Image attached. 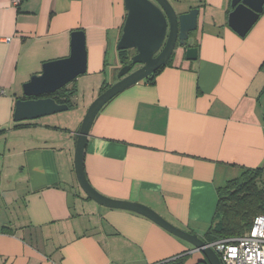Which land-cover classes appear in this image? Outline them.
Segmentation results:
<instances>
[{
  "label": "crops",
  "instance_id": "1",
  "mask_svg": "<svg viewBox=\"0 0 264 264\" xmlns=\"http://www.w3.org/2000/svg\"><path fill=\"white\" fill-rule=\"evenodd\" d=\"M168 1L177 14L200 9L190 39L197 60L180 49L154 83L112 99L90 130L84 169L100 194L145 205L205 240L218 189L264 168V13L240 37L228 26L231 0ZM126 15L124 0H0V264L202 259L146 217L87 198L74 168L81 120L72 128L58 119L14 121L24 84L70 55L74 31L85 33L87 73L72 82L69 111L82 97L86 112L118 81Z\"/></svg>",
  "mask_w": 264,
  "mask_h": 264
},
{
  "label": "water",
  "instance_id": "2",
  "mask_svg": "<svg viewBox=\"0 0 264 264\" xmlns=\"http://www.w3.org/2000/svg\"><path fill=\"white\" fill-rule=\"evenodd\" d=\"M124 4L127 15L117 50L133 51V55L129 64L119 69L118 81L90 105L75 133L74 168L77 181L87 198L100 206L139 214L190 244L193 247L192 254L199 253L202 257L196 264H222L210 244L197 234L179 229L145 205L117 201L100 194L91 186L85 174V147L93 123L102 109L116 96L145 81L165 66L175 51L177 41L179 47L185 49L187 61H195L198 57V49L190 47L188 40L190 34L198 30L200 9L177 14L168 0H124ZM231 7L228 26L240 37H245L264 13V0H231ZM70 48L67 58L45 63L41 73L32 76L30 81L24 84L26 100L16 102L15 122L34 121L69 111V106L45 96L58 92L87 73L86 37L83 31L71 33ZM137 66L139 68L135 69Z\"/></svg>",
  "mask_w": 264,
  "mask_h": 264
},
{
  "label": "trees",
  "instance_id": "3",
  "mask_svg": "<svg viewBox=\"0 0 264 264\" xmlns=\"http://www.w3.org/2000/svg\"><path fill=\"white\" fill-rule=\"evenodd\" d=\"M119 53L121 65L129 64L133 51H120ZM172 63L173 59H170L165 66L147 78L145 82L154 83L162 70L171 66ZM73 83L52 95L45 96V98H53L57 103L72 108V100L76 95ZM109 87L107 84L104 85L101 92L106 91ZM218 196L216 214L205 235V241L208 244L244 236L250 231L254 218L264 215V168L246 170L240 178L232 180L225 187L218 189Z\"/></svg>",
  "mask_w": 264,
  "mask_h": 264
},
{
  "label": "built area",
  "instance_id": "4",
  "mask_svg": "<svg viewBox=\"0 0 264 264\" xmlns=\"http://www.w3.org/2000/svg\"><path fill=\"white\" fill-rule=\"evenodd\" d=\"M19 6L21 0H11ZM222 264H264V215L254 218L244 236L227 238L210 244Z\"/></svg>",
  "mask_w": 264,
  "mask_h": 264
},
{
  "label": "rangeland",
  "instance_id": "5",
  "mask_svg": "<svg viewBox=\"0 0 264 264\" xmlns=\"http://www.w3.org/2000/svg\"><path fill=\"white\" fill-rule=\"evenodd\" d=\"M186 10H187V13L190 11L189 7L186 5ZM176 11V10H175ZM186 12V11H185ZM84 99L81 97V99L79 100L78 104H79V110H70V111H67V112H63V113H60V114H56V115H53V116H47L45 118H42L43 121L44 120H49V121H56L58 119V122L62 121V124L63 126L65 127H68V128H72V127H77V121L78 123L80 122L81 120V123L87 113V110L86 112L83 111L84 110V104H83V101ZM77 104V103H76ZM74 103V106L76 105ZM90 107V105H89ZM82 118V119H80ZM40 119V120H42ZM80 123V125H81ZM80 125H78V127L76 128V131L78 130V128L80 127ZM259 183H261V180H259Z\"/></svg>",
  "mask_w": 264,
  "mask_h": 264
},
{
  "label": "flooded vegetation",
  "instance_id": "6",
  "mask_svg": "<svg viewBox=\"0 0 264 264\" xmlns=\"http://www.w3.org/2000/svg\"><path fill=\"white\" fill-rule=\"evenodd\" d=\"M191 35L192 34H190V38H189V40H188V45L190 46V39H191ZM179 41H177V46H176V48H175V51H174V53H173V55H172V57H171V59H173V62H174V60L176 59V57H177V53L179 52V50L181 49L182 50V52H183V56L185 57V49H183V48H180L179 47ZM186 58V57H185ZM139 68V66H137L135 69H138ZM134 71V70H133ZM166 264H186L185 263V258H181V257H179V258H177V259H174L173 261H170L169 263H166Z\"/></svg>",
  "mask_w": 264,
  "mask_h": 264
}]
</instances>
